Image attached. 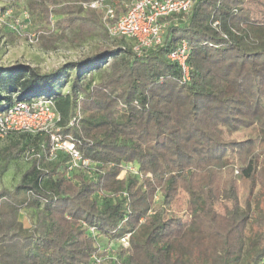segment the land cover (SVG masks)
Returning a JSON list of instances; mask_svg holds the SVG:
<instances>
[{
	"label": "trees",
	"instance_id": "16d2710c",
	"mask_svg": "<svg viewBox=\"0 0 264 264\" xmlns=\"http://www.w3.org/2000/svg\"><path fill=\"white\" fill-rule=\"evenodd\" d=\"M90 1L27 0L29 16L45 24L37 44L79 45L100 26L106 31L102 12L83 6ZM108 1L116 15L131 2ZM192 1L188 13L164 19L161 43L140 53L120 36L113 47L49 70L0 65V112L16 101L52 99L60 133L99 163L93 175L69 176L68 156L47 159L46 134L8 137L4 160L33 155L12 190L0 191V264H93L88 226L131 233L118 259L103 264L263 262L264 205L252 216L250 200L259 186L264 202V10L254 13L245 0ZM182 40L188 79L167 58ZM128 163L139 177L123 171ZM23 208L34 212L30 227L18 218Z\"/></svg>",
	"mask_w": 264,
	"mask_h": 264
},
{
	"label": "built area",
	"instance_id": "2783aa9c",
	"mask_svg": "<svg viewBox=\"0 0 264 264\" xmlns=\"http://www.w3.org/2000/svg\"><path fill=\"white\" fill-rule=\"evenodd\" d=\"M192 0H132L125 12L116 15L113 3L108 0H91L84 3V7H90L102 12V21L110 37L131 38L135 42L133 50L140 53L142 49L159 45L163 38L167 22L164 20L171 14L188 13L192 7ZM11 15L10 9L0 10V26H7L9 31L19 34V21H7ZM114 22H110V20ZM38 35L30 40H37ZM188 45L182 40L179 46L167 54L170 61L177 62L182 68L183 79H188V65L186 58ZM60 115L56 111L50 98L38 97L30 101H16L6 110L0 112V139L8 138L13 134H46L49 137V149L47 159L57 158L59 153L68 156L66 172L69 176L74 171L84 170L87 176L98 171L99 163L84 157L78 149L74 138L70 135H62L58 124ZM74 119L69 121L72 124ZM32 149L25 150L23 156L30 158ZM123 171L131 174L138 173V168L131 164L122 165ZM125 195V193H123ZM88 234L93 236L97 251L92 255L93 264H103L106 259L117 260V248L130 245V232L121 235H105L96 227L88 226Z\"/></svg>",
	"mask_w": 264,
	"mask_h": 264
},
{
	"label": "rangeland",
	"instance_id": "374dc122",
	"mask_svg": "<svg viewBox=\"0 0 264 264\" xmlns=\"http://www.w3.org/2000/svg\"><path fill=\"white\" fill-rule=\"evenodd\" d=\"M251 10L255 13L258 10H264V0H245ZM27 0H0V6H6L5 9L11 10V15L7 18L9 22L19 21V34H16L13 40H10L6 34L9 32L7 26H0V65L9 66L13 64L24 63L31 66H36L41 70H49L56 65L78 59L79 57L86 54H94L100 47H113L115 43L119 42L122 38L110 37L104 30L103 26H100L97 33L88 37L81 44H74L71 42H59L52 49H44L37 44V40H30V36L34 38L38 35V30L45 24L39 17L29 16L26 8ZM132 2V0H131ZM131 2H124L125 7ZM257 16L259 14L257 13ZM58 19L57 16H53V21ZM48 27H52L49 25ZM165 31L163 32V35ZM23 36H26L24 38ZM69 91V86L62 88V92ZM235 137L239 138L242 133L234 134ZM9 138L0 139V147H3ZM30 165L29 158L21 156L17 159L4 160L0 156V191L3 189L12 190V188L19 182L22 173ZM129 172V171H128ZM124 172H122L123 174ZM238 173L235 168L233 174ZM139 177L138 173H135ZM243 188V185H239ZM259 186L255 188L251 203V214L255 216L258 214L259 209L264 205L259 196L255 193L258 191ZM158 199V197H156ZM224 201V200H223ZM228 205H231L230 201H226ZM217 210L223 211L221 204L216 205ZM19 220L25 227L33 225L35 220L34 212L29 208H23L18 215ZM252 228L251 225L246 227V238L244 252L246 253L248 248V235ZM119 248H117L118 250ZM116 250V251H117ZM107 260V259H106ZM105 260V261H106ZM104 261V262H105ZM260 264H264L261 262Z\"/></svg>",
	"mask_w": 264,
	"mask_h": 264
}]
</instances>
